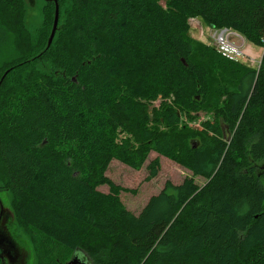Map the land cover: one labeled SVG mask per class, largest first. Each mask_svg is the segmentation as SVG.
<instances>
[{"label":"trees","instance_id":"trees-1","mask_svg":"<svg viewBox=\"0 0 264 264\" xmlns=\"http://www.w3.org/2000/svg\"><path fill=\"white\" fill-rule=\"evenodd\" d=\"M53 1L31 34L24 0H0L13 42L0 67V189L35 264L56 256L28 229L84 264H264V51L252 68L189 34L199 17L264 46V0H57L47 46ZM200 112L212 114L201 129L181 122ZM151 151L191 175L135 214L105 171L112 159L139 169ZM146 168L156 175L159 158Z\"/></svg>","mask_w":264,"mask_h":264},{"label":"rangeland","instance_id":"rangeland-1","mask_svg":"<svg viewBox=\"0 0 264 264\" xmlns=\"http://www.w3.org/2000/svg\"><path fill=\"white\" fill-rule=\"evenodd\" d=\"M65 1L69 3V0H65ZM25 2H26V6H25L26 26L31 34H35L36 30L42 24V21H43V16H44L43 9H44L45 0H25ZM52 15L54 19V14L52 13ZM193 18L196 21L192 23L189 22V34L195 40L202 41L203 43L207 44L210 41V37L208 34V29H207L208 25H206L202 21V19H200L199 17H193ZM58 22H59V18H58ZM190 24H192V26ZM57 27H58V24H57ZM51 28H52V25H51ZM51 28H50V32H51ZM199 28L203 30H200ZM50 32L47 36L46 43L48 41ZM12 43H13L12 38L7 34V32L2 33L0 31V67L5 66L7 59H10L7 53H8V50L12 47ZM245 44H246V50L248 53V55H246L247 61L246 62H241L237 60H233V61L258 69L261 64L264 46L253 44L247 41L246 39H245ZM250 48L255 50L253 54ZM218 53L221 54L220 52ZM38 56H40V54H38ZM229 60L232 61V59H229ZM38 64L40 65V67H44V68H46L47 66L44 61H40V63ZM7 71L8 70H5V73L2 75V77L7 73ZM216 73L217 72H215V74ZM219 80H220V76H219ZM162 101H163V98L159 97L157 99L150 100L147 102L148 107H149L150 120L154 118V114H155L154 110H157L160 108ZM166 102L170 103L171 98H167ZM192 115L193 116L189 118L186 114L182 113L181 122L188 124L190 126H193L195 128H199V129H201L202 122L209 120L212 117V114L207 113V112H200L197 115H194V114ZM127 136L129 137V134H127L125 131L120 129V132L118 133V139L122 137L126 138ZM155 157L159 158L160 168L158 169L156 175L149 176L148 169L146 168V166ZM105 175H107L117 185L120 186L121 201L130 211L136 214L142 209V207L145 205V203L147 202L148 198L151 195L157 194L162 189L166 180H170L173 183H180L184 177L191 175V171L180 166L179 164L172 161L171 159L166 158L162 155H158L155 151H151L149 155L147 156L146 161L144 162L142 167L139 169H133L118 159H112L108 165V168L105 171ZM195 181L197 184L201 185L205 181V179L201 176H196ZM98 189H100L101 191L107 192L108 186L106 184L99 185ZM0 198L3 201L2 202L3 206L5 208L8 207L10 211V203H9L10 198H9L8 192L7 193L2 192L0 194ZM17 214H18V209H17ZM11 215H12V217L10 216L11 223H12L11 225L14 228L16 225H15V222H13L14 220H13L12 212H11ZM28 230H29V233H31L32 235L34 236L37 235L43 238L44 240L43 242H45L46 248L50 250L51 253H53L56 256L53 259L57 262V264H65L66 262L69 261L73 252L68 251V250H62L58 247L57 244L47 239L44 235H38L37 233H35V231L31 229H28ZM10 235L15 241L16 245L19 247L21 255H23L21 263L35 264L32 247L28 239L24 237L17 228H16V232L12 233L11 231ZM81 258L87 261L86 256H82ZM39 264H44L43 260H41Z\"/></svg>","mask_w":264,"mask_h":264},{"label":"built area","instance_id":"built-area-1","mask_svg":"<svg viewBox=\"0 0 264 264\" xmlns=\"http://www.w3.org/2000/svg\"><path fill=\"white\" fill-rule=\"evenodd\" d=\"M196 21L193 17L189 18V22ZM192 26V24H190ZM200 30H203L199 28ZM208 34L210 41L207 43L213 46L224 57L232 60L246 62L245 38L238 31L232 28H215L208 26ZM203 33V32H202Z\"/></svg>","mask_w":264,"mask_h":264},{"label":"flooded vegetation","instance_id":"flooded-vegetation-1","mask_svg":"<svg viewBox=\"0 0 264 264\" xmlns=\"http://www.w3.org/2000/svg\"><path fill=\"white\" fill-rule=\"evenodd\" d=\"M52 3L54 6V12H55V5H58V1L54 0ZM4 77V76H3ZM1 78V81L3 79ZM0 81V83H1ZM4 192L7 193V191H4V189H0V194ZM2 199L0 198V213H1V207L3 206ZM4 207V206H3ZM4 211L0 214V264H23L22 257L19 247L16 245L15 241L11 237L10 233L12 231L16 232V228L11 225V210L9 211V208L4 207ZM14 222V221H13ZM11 230V231H10Z\"/></svg>","mask_w":264,"mask_h":264},{"label":"water","instance_id":"water-1","mask_svg":"<svg viewBox=\"0 0 264 264\" xmlns=\"http://www.w3.org/2000/svg\"><path fill=\"white\" fill-rule=\"evenodd\" d=\"M24 2H25V0H24ZM25 6H26V2H25ZM58 18H59V8H58V5L56 4L55 5V12H54L53 24H52V28H51V32H50L48 41H47V46H49L51 44L52 39L54 37V34H55L56 30H57ZM4 210H6V209H4V207L2 206L1 207V213ZM84 263L85 262L82 260V258H81V256L79 254H73L72 257L69 259V261L66 262V264H84Z\"/></svg>","mask_w":264,"mask_h":264},{"label":"crops","instance_id":"crops-1","mask_svg":"<svg viewBox=\"0 0 264 264\" xmlns=\"http://www.w3.org/2000/svg\"><path fill=\"white\" fill-rule=\"evenodd\" d=\"M250 50H251L252 54H253V52H255V50H254V49H251V48H250Z\"/></svg>","mask_w":264,"mask_h":264}]
</instances>
